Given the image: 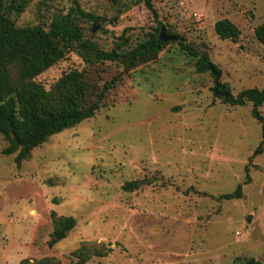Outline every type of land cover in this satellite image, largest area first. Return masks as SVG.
Segmentation results:
<instances>
[{
  "label": "rangeland",
  "instance_id": "1",
  "mask_svg": "<svg viewBox=\"0 0 264 264\" xmlns=\"http://www.w3.org/2000/svg\"><path fill=\"white\" fill-rule=\"evenodd\" d=\"M152 3L156 17L142 2L117 10L109 0H28L13 16L17 26L48 24L78 5L104 17L77 22L106 51L120 35L136 45L161 22L220 72L199 71L176 37L129 71L72 49L40 74L46 88L69 68L97 90L120 78L92 117L49 136L19 165L16 152L2 153L0 134V264L45 256L74 264L81 244L106 251L87 264H264V144L253 154L261 124L251 102L221 97L264 86V44L254 32L264 24V0ZM222 18L240 29L235 40L216 34ZM216 81L226 90L215 92ZM259 110L264 118V103ZM130 180L140 185L126 191ZM238 184L239 197H222ZM51 211L76 222L49 247Z\"/></svg>",
  "mask_w": 264,
  "mask_h": 264
},
{
  "label": "trees",
  "instance_id": "2",
  "mask_svg": "<svg viewBox=\"0 0 264 264\" xmlns=\"http://www.w3.org/2000/svg\"><path fill=\"white\" fill-rule=\"evenodd\" d=\"M109 1L117 10L126 1L142 2L156 17L152 0ZM27 2L0 0V134L6 142L2 153L16 152L17 165L49 136L92 117L102 106L105 94L120 78V75H115L97 90L85 80L82 71L69 68L62 71L59 78L46 88L37 77L61 61L68 51H84L85 61H117L129 71L155 59L163 46L174 40L163 41L159 38L161 27L164 26L158 22L154 31L147 33V37L136 45H128V37L120 35L111 50L106 51L91 41L77 22L79 18L102 21L104 17L84 12L78 5H74L66 13H53L48 24L41 20L35 25L17 26L13 16L19 15ZM214 29L221 39L235 40L240 34L238 26L228 18L217 20ZM254 32L256 38L264 44V24L258 25ZM178 38L180 47L197 58L199 71L208 70L215 77L219 75V69L209 61L206 54L198 53L184 43L181 37ZM223 90H226L223 85L217 88V91ZM221 97L232 105L251 102V115L261 124V140L253 154L260 153L264 144V118L259 107L264 103V86L246 88L235 96L229 93ZM139 185L140 181L130 180L124 182L122 188L132 191ZM240 191L241 185L238 184L234 191L223 193L222 197L236 198L240 196ZM50 215L52 230L47 244L52 247L67 236L76 221L73 216L56 215L54 211ZM71 254L75 257L74 264H87L92 256H104L106 251L81 244ZM18 264L62 263L54 257L45 256L32 260L22 258Z\"/></svg>",
  "mask_w": 264,
  "mask_h": 264
},
{
  "label": "water",
  "instance_id": "3",
  "mask_svg": "<svg viewBox=\"0 0 264 264\" xmlns=\"http://www.w3.org/2000/svg\"><path fill=\"white\" fill-rule=\"evenodd\" d=\"M97 29V25H94L92 27V31H95ZM159 38L163 41H167V40H173L176 37L172 34H166L164 27H161L160 33H159ZM218 77V75H216V78ZM219 86V82L216 81V86H215V92H217V87ZM224 96H227L229 93L228 92H223L222 93Z\"/></svg>",
  "mask_w": 264,
  "mask_h": 264
}]
</instances>
